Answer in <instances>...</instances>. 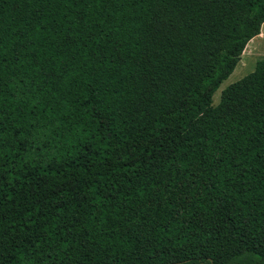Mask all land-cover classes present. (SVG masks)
Segmentation results:
<instances>
[{"label": "trees", "instance_id": "obj_1", "mask_svg": "<svg viewBox=\"0 0 264 264\" xmlns=\"http://www.w3.org/2000/svg\"><path fill=\"white\" fill-rule=\"evenodd\" d=\"M264 0H0V264H264V59L212 94Z\"/></svg>", "mask_w": 264, "mask_h": 264}, {"label": "rangeland", "instance_id": "obj_2", "mask_svg": "<svg viewBox=\"0 0 264 264\" xmlns=\"http://www.w3.org/2000/svg\"><path fill=\"white\" fill-rule=\"evenodd\" d=\"M259 59H264V58L256 57L255 54L251 52L250 48H248L247 46L246 49H244V51L241 53L240 59L237 62L236 66L234 67L233 71L228 75L227 78L222 80L218 88L212 94V105L215 106L218 104L221 96V91L225 87L241 79L248 73L252 72L255 68L256 62Z\"/></svg>", "mask_w": 264, "mask_h": 264}, {"label": "crops", "instance_id": "obj_3", "mask_svg": "<svg viewBox=\"0 0 264 264\" xmlns=\"http://www.w3.org/2000/svg\"><path fill=\"white\" fill-rule=\"evenodd\" d=\"M247 46L256 57L264 58V22L261 24L260 32L248 40L244 49Z\"/></svg>", "mask_w": 264, "mask_h": 264}]
</instances>
